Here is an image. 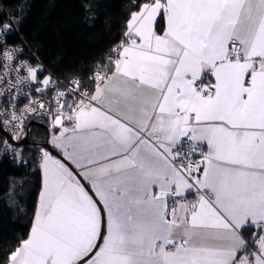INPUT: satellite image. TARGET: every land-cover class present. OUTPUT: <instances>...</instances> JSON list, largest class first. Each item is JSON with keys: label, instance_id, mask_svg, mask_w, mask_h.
I'll list each match as a JSON object with an SVG mask.
<instances>
[{"label": "snow or ice", "instance_id": "1", "mask_svg": "<svg viewBox=\"0 0 264 264\" xmlns=\"http://www.w3.org/2000/svg\"><path fill=\"white\" fill-rule=\"evenodd\" d=\"M121 3L110 55L63 81L8 48L23 17L0 9V163L42 173L0 264H264V0Z\"/></svg>", "mask_w": 264, "mask_h": 264}, {"label": "trees", "instance_id": "2", "mask_svg": "<svg viewBox=\"0 0 264 264\" xmlns=\"http://www.w3.org/2000/svg\"><path fill=\"white\" fill-rule=\"evenodd\" d=\"M0 9L23 17L8 41L25 42L35 61L63 80L91 75L119 42L125 19L121 0H0ZM31 137L43 139V130L33 129ZM30 146L31 140L23 146L26 159ZM33 169V162L13 164L10 156L0 163V197H7L0 199L3 241L26 238L30 231L42 180Z\"/></svg>", "mask_w": 264, "mask_h": 264}, {"label": "built area", "instance_id": "3", "mask_svg": "<svg viewBox=\"0 0 264 264\" xmlns=\"http://www.w3.org/2000/svg\"><path fill=\"white\" fill-rule=\"evenodd\" d=\"M10 37V36H9ZM9 37H7V40L9 39ZM22 45H26V47L24 48V53H25V55H23L22 57H21V60L22 61H28V59H29V57H28V53L29 52H31V50H30V48L28 47V45L25 43V42H20V41H18V42H14V41H8V48L9 49H11V48H15V47H20V46H22ZM114 58V57H113ZM18 66V65H17ZM30 67H33V68H40V67H43L44 69H46V71H44V73H43V75L42 76H40L39 77V79H43L44 77H45V75H47V74H50L51 76H53L52 75V73L46 68V66L43 64V63H41V62H36L35 61V59H32L31 61H30V65H29ZM0 71H4V69H2V68H0ZM54 77V76H53ZM77 77H75V78H71V79H76ZM57 79H59V78H57ZM59 80H62L63 81V79H59ZM25 83L26 84H28V85H31L33 82L31 81V80H27V81H25ZM6 87V86H5ZM40 87H43V85H40ZM3 90V88L2 87H0V91H2ZM62 90V88L61 87H56L55 88V91L56 92H59V91H61ZM24 91H28V89H27V87H25L24 88ZM52 96V93H50V92H45V93H43L42 95H40V96H37L36 95V93L35 92H32V93H30V99L32 100V101H39L40 103H44V107H45V109L48 107V104H47V101L49 100V98ZM8 102L7 101H4V102H0V107H2L3 106V104H7ZM29 103V101L28 100H24L20 105H19V107L20 108H23L26 104H28ZM19 114V113H18ZM22 134V133H21ZM204 151H206V148H204ZM199 159V156H196V157H193L192 158V164H193V166L195 165V162H196V160H198ZM189 199H191V197H189ZM169 219H171V217H169ZM171 249V248H170ZM169 249V250H170Z\"/></svg>", "mask_w": 264, "mask_h": 264}, {"label": "crops", "instance_id": "4", "mask_svg": "<svg viewBox=\"0 0 264 264\" xmlns=\"http://www.w3.org/2000/svg\"><path fill=\"white\" fill-rule=\"evenodd\" d=\"M206 151H207V148H206ZM178 215L183 216L184 215L183 211H178ZM173 231H174V234L177 236L182 235L183 227H178V228L174 229ZM170 250H174V249H170Z\"/></svg>", "mask_w": 264, "mask_h": 264}, {"label": "water", "instance_id": "5", "mask_svg": "<svg viewBox=\"0 0 264 264\" xmlns=\"http://www.w3.org/2000/svg\"><path fill=\"white\" fill-rule=\"evenodd\" d=\"M32 131H33V130H31V136H32ZM29 142H30V140H24V141H21V146L23 147L24 145L29 144Z\"/></svg>", "mask_w": 264, "mask_h": 264}, {"label": "rangeland", "instance_id": "6", "mask_svg": "<svg viewBox=\"0 0 264 264\" xmlns=\"http://www.w3.org/2000/svg\"><path fill=\"white\" fill-rule=\"evenodd\" d=\"M49 75H50V74H47V75H45V77H48ZM45 77H44V78H45ZM0 155H2V153H0Z\"/></svg>", "mask_w": 264, "mask_h": 264}]
</instances>
